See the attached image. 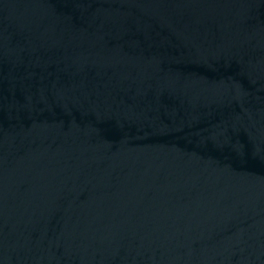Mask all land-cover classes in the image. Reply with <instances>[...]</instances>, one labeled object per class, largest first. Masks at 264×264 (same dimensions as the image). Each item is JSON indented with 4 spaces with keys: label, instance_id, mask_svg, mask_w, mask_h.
Instances as JSON below:
<instances>
[{
    "label": "water",
    "instance_id": "obj_1",
    "mask_svg": "<svg viewBox=\"0 0 264 264\" xmlns=\"http://www.w3.org/2000/svg\"><path fill=\"white\" fill-rule=\"evenodd\" d=\"M0 264H264V0H0Z\"/></svg>",
    "mask_w": 264,
    "mask_h": 264
}]
</instances>
